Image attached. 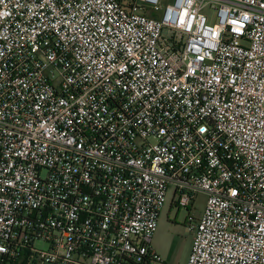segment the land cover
Here are the masks:
<instances>
[{"label": "built area", "instance_id": "built-area-1", "mask_svg": "<svg viewBox=\"0 0 264 264\" xmlns=\"http://www.w3.org/2000/svg\"><path fill=\"white\" fill-rule=\"evenodd\" d=\"M170 192L264 264V0H0V264H167Z\"/></svg>", "mask_w": 264, "mask_h": 264}, {"label": "rangeland", "instance_id": "rangeland-1", "mask_svg": "<svg viewBox=\"0 0 264 264\" xmlns=\"http://www.w3.org/2000/svg\"><path fill=\"white\" fill-rule=\"evenodd\" d=\"M171 195L172 192L169 193L167 205L160 214L152 245L167 264H187L193 240V236L188 230L189 220L202 216L205 210L206 196L198 195L194 208L189 211L172 206ZM40 246L43 247V245Z\"/></svg>", "mask_w": 264, "mask_h": 264}, {"label": "trees", "instance_id": "trees-1", "mask_svg": "<svg viewBox=\"0 0 264 264\" xmlns=\"http://www.w3.org/2000/svg\"><path fill=\"white\" fill-rule=\"evenodd\" d=\"M123 2H124V4H125V6H130V4H131V2H132V0H122Z\"/></svg>", "mask_w": 264, "mask_h": 264}, {"label": "crops", "instance_id": "crops-1", "mask_svg": "<svg viewBox=\"0 0 264 264\" xmlns=\"http://www.w3.org/2000/svg\"><path fill=\"white\" fill-rule=\"evenodd\" d=\"M200 218V217H199ZM198 217H196L195 219L194 218H192V220L193 221H196V220H198L199 219ZM191 249H192V246H191ZM155 250V249H154ZM157 253V252H156ZM158 254V253H157ZM159 255V254H158ZM160 256V255H159ZM161 257V256H160Z\"/></svg>", "mask_w": 264, "mask_h": 264}]
</instances>
